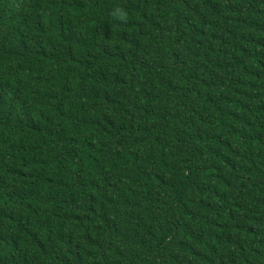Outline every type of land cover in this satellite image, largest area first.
Here are the masks:
<instances>
[{
  "label": "trees",
  "instance_id": "1",
  "mask_svg": "<svg viewBox=\"0 0 264 264\" xmlns=\"http://www.w3.org/2000/svg\"><path fill=\"white\" fill-rule=\"evenodd\" d=\"M0 43V264H264V0H0Z\"/></svg>",
  "mask_w": 264,
  "mask_h": 264
},
{
  "label": "clouds",
  "instance_id": "2",
  "mask_svg": "<svg viewBox=\"0 0 264 264\" xmlns=\"http://www.w3.org/2000/svg\"><path fill=\"white\" fill-rule=\"evenodd\" d=\"M110 16L122 23H127L129 21V13L128 11L122 6H116L110 13ZM1 48H5L3 43H0Z\"/></svg>",
  "mask_w": 264,
  "mask_h": 264
}]
</instances>
